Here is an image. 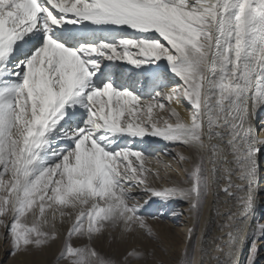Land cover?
Returning a JSON list of instances; mask_svg holds the SVG:
<instances>
[{"label":"snow or ice","instance_id":"obj_1","mask_svg":"<svg viewBox=\"0 0 264 264\" xmlns=\"http://www.w3.org/2000/svg\"><path fill=\"white\" fill-rule=\"evenodd\" d=\"M165 101L168 118L154 119ZM185 103L187 118L171 106ZM261 110L264 0H0V229L11 254L49 248L67 218L56 264H163L135 248L105 257L94 243L159 244L148 220L164 212L150 210L180 201L187 240L200 229L193 264H240L245 245V264H258L264 224L250 243L246 233ZM148 136L191 153L173 157L192 164L182 184L151 186ZM210 197L215 219L203 216Z\"/></svg>","mask_w":264,"mask_h":264},{"label":"rangeland","instance_id":"obj_2","mask_svg":"<svg viewBox=\"0 0 264 264\" xmlns=\"http://www.w3.org/2000/svg\"><path fill=\"white\" fill-rule=\"evenodd\" d=\"M263 115L264 113L261 114L260 117H258V119L256 120V124H258V126L264 119ZM165 152H170L171 155H164ZM177 152H180L185 156H187L188 154L187 151L182 147H170L167 150L163 149L161 151H156L153 155L148 154L152 157V159L146 160L145 166L147 164H149L150 167L153 165L161 166L159 167L158 172L161 176H163H160L159 180L150 177L149 182L152 187L157 189L166 188L168 186H166V182H164V179L165 177L168 179L167 174H183V168L188 165V163H179L177 159H173V157L176 156ZM157 161H159V163ZM263 164L264 159L260 161V167H262ZM168 165H170V167H166ZM261 181L262 183H264V177L260 179V184ZM136 194L143 196V192L140 189L136 190ZM262 201V204H264V200ZM157 208H159L160 211L164 212L163 219H149L148 223L153 228L154 232L157 234L159 238V244L140 237H130L126 243H120L118 239L116 241L110 242L106 234L104 239L98 240L94 243V247L98 252L101 253V255L105 257H112L116 260H122L126 253L132 250L133 248L143 251L145 253L154 251L156 260L162 261L163 264H182L183 254L187 252V259L189 261V264H193V258L195 255L194 249L196 247L199 227L196 228L192 239L190 241L186 239V241L184 242L183 233L179 231L180 229L184 228L179 223L180 218L173 219V215L168 211V209L181 210V212L179 213H182L180 215L184 217L185 214L188 213V205L186 203H177L172 205H153L150 211L156 212ZM157 214L159 213L157 212ZM145 215L147 216L149 215V213L146 212ZM31 220L32 217L29 216L28 221L31 222ZM258 222L260 224H263L264 222V209L262 210L258 218ZM183 223L184 222H182V224ZM68 226L69 224L67 222V218L65 219V222L63 224H61L58 220L57 229L60 235V239L58 241L54 242L49 248H46L43 251H34L27 255L18 254L16 256H13L11 254L12 247L10 240L4 239V236L6 235L5 230L0 229V264H56V257L60 252L64 237L67 233ZM73 243L75 245L78 242L74 240ZM259 244L261 245H259V254L257 257V262L258 264H263L264 243L259 242ZM128 264H145V262L129 259ZM146 264H155V261L149 259Z\"/></svg>","mask_w":264,"mask_h":264},{"label":"bare ground","instance_id":"obj_3","mask_svg":"<svg viewBox=\"0 0 264 264\" xmlns=\"http://www.w3.org/2000/svg\"><path fill=\"white\" fill-rule=\"evenodd\" d=\"M160 63H165V62L161 61ZM164 103L166 105L165 111L160 112L159 110H154V114H153V118L154 119H159L161 117L168 118V111H167L168 104H167L166 101ZM171 106L172 107H175L176 110L181 114V116H184L185 118H187L186 117V112H185V108L187 107V104L186 103L183 104V105H181V106H177L175 104H173ZM263 113H264V110L259 111L258 112V117H260V115L263 114ZM263 118H264V115H263ZM170 122H173L174 123V121H170ZM255 123H256V121H255ZM256 125H257V127H260L261 125H264V119H263V121L261 122V124L259 126H258V124H256ZM139 146L147 154H149V155L150 154L153 155L156 151H161L163 149H166L167 150L168 148L173 147V146L167 144L166 142H164L162 139H160L158 137H150V136L144 137L143 138V141L139 143ZM187 153H188L187 156H190L191 155L190 152L187 151ZM262 159H264V153L258 155V174H257V183H256V203H257V211H256V215H255V217H254V219H253V221L251 223V226H250V228L248 229V231L246 233V236L248 238L249 243L251 242V239H252V233L258 227V224H257L258 218H259L262 210L264 209V204H262V202H263L262 200H264V183H262V181H261V184H260V179L262 177H264V164H263L262 167H260V161ZM145 167L146 168H149V169H152L153 171H158L159 167H161V166L153 165V166L150 167V165L147 164ZM191 168H192V164L191 163H188V165H186L183 168L184 171H183V174L182 175H179V174L178 175L177 174L174 175L172 173L167 174L168 176L167 175L166 176L168 177V179L166 177L164 179L165 180L164 182H166V186L171 187V186H173V183H175V184H182L183 181L187 178V173L185 172V169H189L190 170ZM161 177H163V176H161ZM167 181H168V184H167ZM177 203L183 204V202H180V201H173L170 204L172 205V204H177ZM211 204H212V202H211V197H210L208 203L205 206L203 216L204 217H209V218L215 219V217L213 216V213L211 211H209V209L211 207ZM175 211L178 212V213L181 212V210H176V209H175ZM172 218L173 219L180 218V222L179 223L184 228L183 229H180L179 231H181L183 233V241L185 242L186 239H187V229L189 227H192L193 226L192 220H190L188 218V213H186L184 217L181 216V215H173ZM182 222H184L186 224H184V223L182 224ZM201 223H203V219H202ZM263 224H264V222H263ZM213 227H215V226H213ZM216 234L217 235H220V233L218 231L216 232ZM199 236H200V229L198 230L197 240H198ZM260 242L264 243V241H260ZM196 244H197V241H196ZM259 245H261V244H259ZM247 256H248V246L245 245L244 250H243V253L239 257L240 264H245V261H246ZM263 264H264V261H263Z\"/></svg>","mask_w":264,"mask_h":264}]
</instances>
